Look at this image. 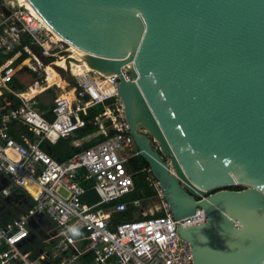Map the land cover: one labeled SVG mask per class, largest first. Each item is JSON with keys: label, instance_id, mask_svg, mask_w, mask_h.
<instances>
[{"label": "water", "instance_id": "1", "mask_svg": "<svg viewBox=\"0 0 264 264\" xmlns=\"http://www.w3.org/2000/svg\"><path fill=\"white\" fill-rule=\"evenodd\" d=\"M26 1L79 61L116 75L172 219L202 211L175 227L193 264H264V0Z\"/></svg>", "mask_w": 264, "mask_h": 264}, {"label": "built area", "instance_id": "2", "mask_svg": "<svg viewBox=\"0 0 264 264\" xmlns=\"http://www.w3.org/2000/svg\"><path fill=\"white\" fill-rule=\"evenodd\" d=\"M56 42L61 41L53 39L26 7L16 2L15 7H4L0 18V182L4 183L0 186L4 206L0 264H193L189 244L178 237L175 227L201 220L199 207L172 219L164 203L162 214L144 217L140 199L116 201L132 190L127 160L137 149L122 116L114 73L76 74V85L49 98L48 118L36 106L41 89L26 95L30 86L27 91L10 87L16 67L30 58L46 66L49 62L42 64V59L54 55ZM21 51L26 57L14 65ZM128 68L120 67L125 79ZM96 106L100 109L87 121L94 130L84 135V141L92 143L78 148L83 142L78 136L85 127L83 116ZM12 124L16 130L10 133ZM99 135L102 138L96 140ZM58 138L70 141L72 151L64 159L49 152V145ZM146 179L159 193L151 173ZM13 191L22 198H13ZM87 191L95 194L94 202L82 199ZM29 200L25 210L19 208L18 204ZM126 204L134 218L112 222L110 214ZM136 214L142 218H135ZM32 216H44L51 224L42 227V237H34L35 230H29ZM73 227L79 236L71 234Z\"/></svg>", "mask_w": 264, "mask_h": 264}, {"label": "trees", "instance_id": "3", "mask_svg": "<svg viewBox=\"0 0 264 264\" xmlns=\"http://www.w3.org/2000/svg\"><path fill=\"white\" fill-rule=\"evenodd\" d=\"M24 38H25V36L22 37V39H24ZM34 50H36V48ZM25 57H26V53L21 51L19 53V55L16 57V59L14 60L13 64L16 65ZM42 60H43L42 61L43 64H47L48 62H50L52 60V57H43ZM32 74H34V73H32ZM37 80H39V79H37ZM12 81H14V77L12 78ZM12 81L10 82L9 85L13 90L23 91L25 89V86L22 85L21 83H19L17 80L15 82H12ZM11 83H14V84H11ZM10 99L13 102L17 101L14 97H10ZM36 106H37V109L39 111H42L44 116L48 118V114L46 112V109H47L46 104L42 103L41 101H38ZM99 109H100L99 106L87 109L86 114L83 116V118L85 120V127L82 131L78 132V136L82 137L85 134H87L88 132L94 130V128L90 124H88L87 121ZM101 138L102 137L99 135L96 137V140H99ZM68 142H69L68 138L67 139L58 138L53 144L49 145V152L54 157H56L57 159L66 158L72 151V149H69V147H68ZM91 143H92L91 140L83 141L78 148L86 147V146L90 145ZM127 168L132 173L131 179H132V186L133 187H132V190L130 192H128L127 194L118 198L116 201L127 202L128 200L134 199V198H138V199L142 200V199H146V198H150V197L154 196L155 195L154 189H153L152 185L150 183H148V181L146 179L147 174H150V172L147 171L148 165L144 161V159L141 156H139L138 154H136L135 156H133L127 160ZM223 188L238 190L242 187L238 186V185H229V186H226ZM13 192H14L13 193L14 196H21L20 192H16V191H13ZM14 196H13V198H14ZM82 199L84 201L90 203V202H94L96 200V196L92 191H87L86 195L83 196ZM29 203H30V200H29V202L27 201V203L25 202V203L18 204V206L20 209L25 210L26 204H29ZM131 211H132V207H130V205L126 204V206L123 210L111 213L110 219L112 222L132 219V218H134V216L132 215ZM160 214H162V211L153 213V215H160ZM147 216H148V214H146L144 217H147ZM7 217H10V216H7ZM135 218H142V216L140 214H136ZM29 230L32 231L30 228H29Z\"/></svg>", "mask_w": 264, "mask_h": 264}, {"label": "rangeland", "instance_id": "4", "mask_svg": "<svg viewBox=\"0 0 264 264\" xmlns=\"http://www.w3.org/2000/svg\"><path fill=\"white\" fill-rule=\"evenodd\" d=\"M17 1L19 4L23 5L20 0H17ZM10 4H13V6L15 7V1L14 0H0V18L4 14V7H8V5H10ZM68 47L69 46L65 42L64 43L63 42H56V45L52 48V52L54 53V55L51 56L52 60L46 65V66L51 67L53 70H55V72L57 74V78H58L57 83H51L49 85H46L45 81H44L45 80V78H44L45 73H44V68H43L44 66H42L41 63H40V65L36 64L32 60V58L27 60L28 62L25 65L22 64V65L16 67V71H15L14 76H13L14 81H12V82H15L17 80L19 83L24 85L25 88L27 86L35 85L36 87L41 88L40 92L42 91L43 87L47 86L45 92L47 93L49 98H51L54 95L60 94L63 91V89L70 87L71 84L68 83L64 77L59 76L57 68L61 67L66 72H68L70 75L75 77L76 72H78V71H76V72L72 71V66L70 65V63L72 62L74 64L80 65V61L74 57V55L68 50ZM40 58L41 57L39 56L38 60H40ZM59 58L62 60V65H58L57 63H55V61L59 60ZM26 65H28L30 67L29 70L26 69V68H28ZM24 67H26V68H24ZM32 73H34V74H32ZM87 75L93 76L92 73H90V72H88ZM35 79H36V81H35ZM37 79H39V80H37ZM11 84H14V83H11ZM26 91H27V88H26ZM43 91H42V93H44ZM1 185H4V183L0 182V186ZM221 188H223V187H221ZM164 203L165 202H164V200H163V198L159 192V193H155V195L150 197V198L140 200V208H141V211L143 213H145V215L146 214H153L155 212L163 211V204ZM2 210H4V206H3V203L0 202V213H2ZM28 225L31 229L35 230L34 231V233H35L34 237H36V238L42 237V234L44 233V230L42 228L43 226H45V227L51 226V224L45 219L44 216L43 217L32 216L28 220Z\"/></svg>", "mask_w": 264, "mask_h": 264}, {"label": "bare ground", "instance_id": "5", "mask_svg": "<svg viewBox=\"0 0 264 264\" xmlns=\"http://www.w3.org/2000/svg\"><path fill=\"white\" fill-rule=\"evenodd\" d=\"M14 1L16 3H18L17 0H14ZM20 1L24 7H26L32 14H34V16L37 17L51 31L53 39L61 41L63 43L65 42L69 46L68 50L74 55V57L76 59H79V60L81 59L83 54L77 49V47H74L73 45L69 44L60 35H58L41 17H39V15L34 11V9L29 5V3L26 0H20ZM19 5H21V4H19ZM55 63H57L58 65H62V60L59 58V60L55 61ZM70 65L72 66V71H75V72L78 71V72H76L77 75H81L83 73H87V72L93 70V69H90L89 67H87V65H85V63L82 61H80V65L74 64L72 62L70 63ZM44 73H45V76H44L45 80L44 81H45L46 85H49L51 83H57L58 78H57V74H56L55 70H53L49 66H44ZM39 89H41V88L40 87L38 88L35 85H32V86H30L29 91L26 93V95H29L31 93H35L36 91H39Z\"/></svg>", "mask_w": 264, "mask_h": 264}, {"label": "crops", "instance_id": "6", "mask_svg": "<svg viewBox=\"0 0 264 264\" xmlns=\"http://www.w3.org/2000/svg\"><path fill=\"white\" fill-rule=\"evenodd\" d=\"M71 85H73L72 83H70ZM44 88V87H43ZM44 90V91H43ZM42 91L44 92V93H42ZM42 91L39 93V95L38 96H40L41 98H43L44 99V94L48 97V95H47V93L45 92L46 91V89L44 88V89H42ZM38 99V98H37ZM48 99H49V97H48ZM39 101V100H38ZM16 130V124H12V126H11V131H10V133H13L14 131ZM80 140L81 141H84V136H82L81 138H80ZM70 142V141H69ZM69 142H68V147H69V149H72L70 146H69ZM51 145V144H50ZM14 193V192H13ZM14 196V195H13ZM14 198L16 199V198H18V196H14ZM18 204V203H17ZM26 206H27V204H26ZM0 214H2V213H0ZM8 216H10V217H6L5 218V220H7V219H9V218H11V214L10 215H8ZM30 228V227H29ZM31 229V228H30ZM31 230H33V229H31Z\"/></svg>", "mask_w": 264, "mask_h": 264}, {"label": "clouds", "instance_id": "7", "mask_svg": "<svg viewBox=\"0 0 264 264\" xmlns=\"http://www.w3.org/2000/svg\"><path fill=\"white\" fill-rule=\"evenodd\" d=\"M200 213H197V215H199ZM69 231L71 232V234L73 235V236H79L80 235V233L78 232V230L76 229V228H71V229H69ZM69 242H71V240L69 241Z\"/></svg>", "mask_w": 264, "mask_h": 264}, {"label": "flooded vegetation", "instance_id": "8", "mask_svg": "<svg viewBox=\"0 0 264 264\" xmlns=\"http://www.w3.org/2000/svg\"><path fill=\"white\" fill-rule=\"evenodd\" d=\"M18 198H20V199H21V198H22V196H18ZM2 212H3V211H2Z\"/></svg>", "mask_w": 264, "mask_h": 264}]
</instances>
